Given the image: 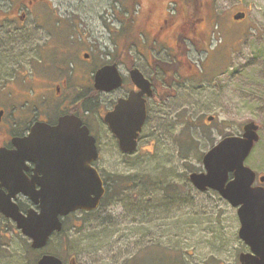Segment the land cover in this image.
Listing matches in <instances>:
<instances>
[{
    "label": "rangeland",
    "instance_id": "rangeland-1",
    "mask_svg": "<svg viewBox=\"0 0 264 264\" xmlns=\"http://www.w3.org/2000/svg\"><path fill=\"white\" fill-rule=\"evenodd\" d=\"M36 1L28 15L31 22L54 26L57 19L80 7L81 15L96 29V40L74 36L76 43L73 41L74 47L67 55L48 52L50 60L44 56L40 65L42 73L52 76L55 64L72 63L77 67L78 83L87 84L93 66L106 63L105 50L110 45L101 15L107 14V21L112 20L126 7L125 0ZM178 1L139 0L132 17L142 28L141 22L149 16L150 7L154 9L160 4L159 9H164L167 5L173 12ZM204 1L212 16H208V35L193 36L188 46L194 70L206 76L199 79L194 76L197 73L184 68L183 75L188 79L178 83L175 98L165 105L155 106L136 152L123 154L103 122L106 95L99 96L86 116L100 139V157L95 166L101 175L150 174L173 181L180 196L164 201L162 194L157 192L156 200L149 207L142 196L138 200L124 197L93 215L74 214L71 223L79 226L70 229L67 240L79 264H126L133 256H137L133 264H176V261L178 264H238L239 253L248 250L238 236L240 221L236 209L214 191L195 189L185 175L193 170L204 171L202 153L225 136L241 135L244 125L254 121L259 126V141L245 163L258 176H264V0ZM14 3L13 0H0V9L11 10ZM238 9L247 10L244 22L233 20ZM41 29L38 28L39 32H47ZM140 37L143 39V34ZM59 38L64 40L63 36ZM12 39L15 41L11 42ZM17 40L15 36L9 38L7 30L2 29L0 109H4V114L0 122V141L5 139L9 121L15 115L31 114L33 118L39 113L32 110L33 104L14 100L16 92L21 93L25 84L17 79L20 74L15 70L19 63L11 62L12 54L4 50H17ZM135 49H130L132 57L137 56ZM163 50L155 46L152 51L146 49V53L158 55ZM85 52L91 55V63L84 59ZM31 57L40 59L34 53ZM6 58L10 62L5 63ZM139 59L141 65L145 64L143 57ZM25 60L26 57L22 59ZM56 104L51 108H57ZM44 107L41 104L38 108L43 110ZM210 116L211 121L208 120ZM152 144H155L153 148H141Z\"/></svg>",
    "mask_w": 264,
    "mask_h": 264
},
{
    "label": "flooded vegetation",
    "instance_id": "flooded-vegetation-1",
    "mask_svg": "<svg viewBox=\"0 0 264 264\" xmlns=\"http://www.w3.org/2000/svg\"><path fill=\"white\" fill-rule=\"evenodd\" d=\"M27 2L29 5L23 3L18 6L13 16L6 17L4 21L0 15V52L2 53V29L5 28L9 38L15 36L18 38V43L16 44L17 50L11 48L9 50L5 49L4 51H9L8 54H12L13 60H11V62L19 63L20 65L18 66H20V68L18 71L21 73L24 72V75L18 77V79L20 78L25 86L22 88L23 91L20 90L22 91L21 93L16 92L20 97L16 95L14 97L17 99L14 100L21 104H33L34 108L32 110H37L39 113L36 114L33 112V114H36L33 118L31 114L23 116L15 115L9 121L7 133L4 135L5 139L3 138V140L1 139L2 142L0 141V149L1 147H6L5 149L11 150L15 149L12 140L14 138L27 137L35 123L43 122L50 126H57L60 119L66 116L81 119L82 124L87 126L91 135L96 138L97 147L101 148L100 139L98 135L95 134L86 116H88V113L91 112L92 108L96 105L95 103L99 100V96L102 95L108 97L103 122L108 127L112 135L111 137L115 140L118 148H120L119 140L111 130L110 125L105 121V116L107 113L115 110L121 99H127L132 92L137 93L140 91V88L134 83L131 76V71L135 68H138L145 78L149 80L152 89L151 96L147 94L143 95L147 105V120L138 138L137 148H140L142 133L155 106L165 105L176 96L178 80L184 77L183 74H178V64L183 62L182 66L184 68H190L189 71L193 74L197 73L194 76L198 78L201 76V72L198 73L197 70H194L195 66L190 62L189 55L191 50L188 44L192 41L191 38L193 36L199 37L200 35L207 34L209 31L207 25L210 18L208 17L207 8H205V3L203 2L200 3V5L189 3V10L187 9V12L190 13L189 15H186V13L178 15V7H183V0L177 2V7L173 12L170 11L167 5L164 9H159L160 4L155 6L154 9L149 5V16L141 22L142 28L134 20L132 15H129L130 13L126 7L121 12L118 11L117 16H114L112 20L109 19L110 21H107L108 19L105 16L107 14L101 15V18L104 19L103 21L106 23L105 30L109 36L110 42V45L105 50L106 63L103 65H116L122 77V84L107 92L99 91L94 86V75L103 65L98 67L97 65L93 66V72L89 75L88 83L84 84L88 89H83L81 88L82 85L76 80L77 67L74 64H60L61 62L55 64L51 76L48 75V73H42L40 71V65H35V57H31V54L34 53L35 56H39L43 59V54L47 56L46 53H52V51L54 55H67L74 47L73 41L76 43L74 36L96 40L98 38L97 31L95 28L91 27L90 23L81 15L83 14V12H80L81 8L76 7L79 11L72 10L69 15L57 19V23L54 26H46L39 22L29 21L28 15L31 12L32 5L37 1L27 0ZM185 8L186 5L184 9ZM24 9L26 10L24 11ZM236 15H245V17L235 20ZM87 16L90 18L89 15ZM37 19L34 20L36 21ZM246 19V9H238L233 14V20L237 23L244 22ZM38 28H42L41 30L47 32L41 33ZM141 34L144 36L143 39L140 37ZM180 34L183 35L186 41V55L178 54L177 38ZM43 35L46 36L45 39L42 38ZM61 36L64 37V44L59 38ZM145 39H148V41ZM151 40H154V42H151ZM14 41L12 39L11 42ZM155 46L163 47V52L160 51L158 55L154 53L149 54L148 51L146 53V49L152 51ZM132 47L136 48V57H132L130 54V49ZM10 51L12 53H10ZM1 53L0 56L2 55ZM23 57H26L25 61H22V59H24ZM83 57L87 63H91V55L89 53H83ZM141 57H143L145 62L143 65L140 64L141 59L139 58ZM154 59L163 62L164 65L154 64ZM63 63H66V61ZM29 72L32 74H28ZM54 103H57V108L52 109L51 105ZM41 104L45 105L46 108L44 107L43 110L39 109L38 107H40ZM0 113L1 122L4 109H0ZM41 113L44 116L39 115ZM154 145L155 144L151 146H142L141 148H153ZM17 164H20V162ZM36 168L37 163L35 161L26 160L22 164V169H15L14 171H2L0 169V175L2 173L11 175L16 174V176H21L22 179L27 182H31L35 178L41 179L44 177V173L36 170ZM260 185L264 186V183H261L260 177L257 176L253 187ZM35 187L38 191L41 189L38 183H36ZM152 189L158 191L160 187H154L151 188V190ZM0 190L4 191L6 194L9 192L7 187L1 186V181ZM208 191L210 190L206 192ZM156 193L157 192L153 194L148 193L145 195L143 201L148 207L151 205L152 201L156 200ZM216 193L223 199L218 192ZM146 196L152 197L149 200ZM13 201L19 205L20 212L24 215H27L28 211L32 208L39 212V205H35L31 201V198L22 192L17 193ZM77 213L84 214L87 212L77 211L67 216L59 217L62 222L61 230L54 231L43 247L35 248L33 246V240L18 227L17 222L4 215L0 210V264H39L40 260L45 256L56 257L62 264H79L77 261L78 256L71 250L68 245L69 241L67 240L70 238V229H77L79 226L76 222L74 224L71 223L73 221L72 216ZM249 250L248 248L247 251L242 252H249ZM242 252L238 255V262Z\"/></svg>",
    "mask_w": 264,
    "mask_h": 264
},
{
    "label": "water",
    "instance_id": "water-1",
    "mask_svg": "<svg viewBox=\"0 0 264 264\" xmlns=\"http://www.w3.org/2000/svg\"><path fill=\"white\" fill-rule=\"evenodd\" d=\"M245 15H236L235 19ZM132 80L140 91L121 99L105 121L119 140L120 150L132 154L137 151L138 138L147 120L144 94L152 95L151 83L138 68L131 71ZM122 84L116 65H104L94 75V86L99 91H110ZM213 118H208L211 121ZM259 126L248 122L241 136L231 135L221 139L203 156L204 171L192 172L189 179L201 191H217L237 208L240 221L239 238L249 247L240 254V264H264V186L253 187L256 172L245 164L255 143L259 141ZM15 149H0V169H22L26 160L37 163L36 170L44 177L31 182L16 174L0 175V210L12 218L18 227L33 240L35 248L43 247L54 231H60L64 217L77 211L96 210L106 189L104 181L93 162L99 158L96 138L77 117H63L57 126L37 122L27 137L12 140ZM20 162V164H17ZM264 183V176L260 177ZM36 183L41 189L36 190ZM22 192L39 205V212L30 209L27 215L20 212L13 201ZM39 264H62L53 256L43 257Z\"/></svg>",
    "mask_w": 264,
    "mask_h": 264
},
{
    "label": "trees",
    "instance_id": "trees-1",
    "mask_svg": "<svg viewBox=\"0 0 264 264\" xmlns=\"http://www.w3.org/2000/svg\"><path fill=\"white\" fill-rule=\"evenodd\" d=\"M14 1H15V3H14L13 8L11 10H8V11L0 10V15L2 16L3 21L6 17L13 16V14H14V12L18 6L22 5L23 3H27V0H13V2ZM138 1L139 0H125L126 9H128V12L132 16L134 15L133 13H135V9H136V6L138 4ZM202 2L205 3L204 0H183V3H184L183 7L182 8L178 7V15H183L184 13H186V15L190 14L189 12H187V9L189 10V6H190L189 3H192V4L194 3L196 5H200V3H202ZM132 5H134V6H132ZM185 5H186V8L184 9ZM47 8L50 9L49 6H47ZM205 8H207L206 3H205ZM183 11H185V12H183ZM208 15H209V13H208ZM209 16H211V15H209ZM41 19L43 20V17ZM209 24H211V22ZM151 42H154V40H151ZM63 44H64V41H63ZM177 44H178V54L179 55H186V50H185L186 41H185V38L183 37L182 34L178 35ZM47 53H46V55H47ZM52 53H53V51H52ZM43 57H44V54H43ZM46 57L48 58V56H46ZM2 60L3 59L1 58L0 63L3 62ZM43 60H44V58L41 59V57L39 60L35 59V65H42ZM153 61H154V64L164 65L163 62H159L157 59H154ZM8 62H10V60L6 59L5 63H8ZM182 65H183V62H180L178 64V74L179 75L185 73L184 72L185 69ZM19 67L20 66H18V69H19ZM18 69H16L15 72H16V74L19 73L20 77H21L24 74L19 72ZM19 74H17V75H19ZM205 76H206V74L204 72H201L200 78H203ZM17 79H18V77H17ZM186 79L187 78L185 76V77L179 79L178 83H183L184 80H186ZM200 81L202 82L203 79ZM81 88L88 89V87H85V85H82ZM86 91H88V90H86ZM189 149H196V148H189ZM203 155H204V153H202V158H203ZM192 172H195V170H193ZM101 176H102L104 183H105L106 195L104 196L98 210H100L102 207H104L106 205H109L111 202L121 200L124 197H130V198L133 197V198L138 200V198H141V196L143 197L142 199H144L145 195H147L148 193L153 194L155 192H160L162 194L161 197L165 201L167 199L173 200V199H176L180 196L179 190L177 189V184H175L173 181L164 180L163 178H159V177H153L150 174H141V175H139V174H127L126 175L124 173H114V174L106 175L105 173H102ZM185 177H186V180H189V175H185ZM154 187H160V189L158 191H156L154 189L151 190V188H154ZM151 197L152 196H146V198H149V200L151 199ZM162 207H163V205H162ZM146 208H148V207H145V209ZM98 210H96L95 212L84 213V215H86V216L93 215ZM84 222H85V220H84ZM136 257L137 256H133L132 258H130L126 264H133V262L136 260ZM175 263L178 264L177 261Z\"/></svg>",
    "mask_w": 264,
    "mask_h": 264
}]
</instances>
